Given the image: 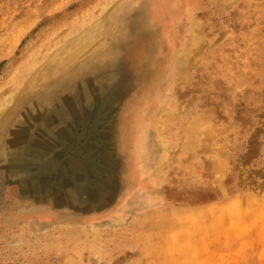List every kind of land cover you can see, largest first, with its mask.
Listing matches in <instances>:
<instances>
[{"label": "rangeland", "instance_id": "rangeland-1", "mask_svg": "<svg viewBox=\"0 0 264 264\" xmlns=\"http://www.w3.org/2000/svg\"><path fill=\"white\" fill-rule=\"evenodd\" d=\"M261 66L264 0H0V264H264Z\"/></svg>", "mask_w": 264, "mask_h": 264}, {"label": "bare ground", "instance_id": "bare-ground-1", "mask_svg": "<svg viewBox=\"0 0 264 264\" xmlns=\"http://www.w3.org/2000/svg\"><path fill=\"white\" fill-rule=\"evenodd\" d=\"M263 63V60L262 61H260L258 64L259 65H261ZM49 68H51V67H49ZM180 69V68H179ZM259 70H260V76H261V81H264V66H261L260 68H259ZM54 73V72H53ZM250 78H251V76H250ZM245 116V115H244ZM249 117V116H248ZM246 118V117H245ZM243 118V122H239L241 125H240V127L241 126H245L246 128H247V126H248V118ZM242 120V119H241ZM242 129V128H241ZM238 133V132H237ZM243 133V132H242ZM239 134V133H238ZM242 135V134H241ZM246 145V144H245ZM240 147H244V143H240ZM226 150V149H225ZM221 150V152H220V154H221V157L223 156V157H226V163H228V161H229V154H228V150ZM224 163V162H223ZM216 190V189H215ZM236 192L237 193H239L237 190H236ZM240 194V193H239Z\"/></svg>", "mask_w": 264, "mask_h": 264}]
</instances>
